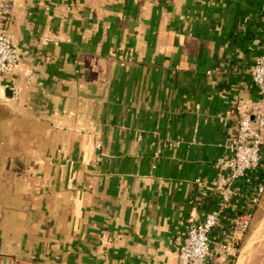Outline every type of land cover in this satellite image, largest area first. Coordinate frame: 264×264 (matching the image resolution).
I'll return each mask as SVG.
<instances>
[{
	"label": "crops",
	"instance_id": "crops-1",
	"mask_svg": "<svg viewBox=\"0 0 264 264\" xmlns=\"http://www.w3.org/2000/svg\"><path fill=\"white\" fill-rule=\"evenodd\" d=\"M7 33L0 264H173L218 209L241 111L264 103V0H20ZM262 184L264 159L214 243Z\"/></svg>",
	"mask_w": 264,
	"mask_h": 264
},
{
	"label": "built area",
	"instance_id": "built-area-1",
	"mask_svg": "<svg viewBox=\"0 0 264 264\" xmlns=\"http://www.w3.org/2000/svg\"><path fill=\"white\" fill-rule=\"evenodd\" d=\"M19 1L0 2V74L13 70L18 64V55L7 33V25ZM251 76L259 92L264 94V55L256 58ZM97 147L100 148L101 144L98 143ZM263 159L264 103L258 101L241 111L229 153L220 157L215 164L218 175L214 192L218 198V209L209 212L203 223L187 226L173 264H232L237 251L236 237L238 234L244 237L251 229L257 209L264 200V184L258 187L256 193L243 194L251 210L235 218L234 233L227 244L214 243L211 234L221 214L233 206L236 197H240L234 185L240 180L250 182L251 175L258 171ZM196 182L201 184L200 179Z\"/></svg>",
	"mask_w": 264,
	"mask_h": 264
},
{
	"label": "rangeland",
	"instance_id": "rangeland-1",
	"mask_svg": "<svg viewBox=\"0 0 264 264\" xmlns=\"http://www.w3.org/2000/svg\"><path fill=\"white\" fill-rule=\"evenodd\" d=\"M232 264L242 258V264H264V200L256 212L251 229L236 244Z\"/></svg>",
	"mask_w": 264,
	"mask_h": 264
},
{
	"label": "bare ground",
	"instance_id": "bare-ground-1",
	"mask_svg": "<svg viewBox=\"0 0 264 264\" xmlns=\"http://www.w3.org/2000/svg\"><path fill=\"white\" fill-rule=\"evenodd\" d=\"M237 264H242V258L238 260Z\"/></svg>",
	"mask_w": 264,
	"mask_h": 264
}]
</instances>
